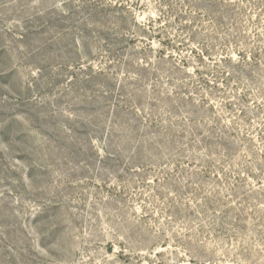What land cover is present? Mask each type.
Masks as SVG:
<instances>
[{
  "label": "rangeland",
  "instance_id": "1",
  "mask_svg": "<svg viewBox=\"0 0 264 264\" xmlns=\"http://www.w3.org/2000/svg\"><path fill=\"white\" fill-rule=\"evenodd\" d=\"M0 264H264V0H0Z\"/></svg>",
  "mask_w": 264,
  "mask_h": 264
}]
</instances>
